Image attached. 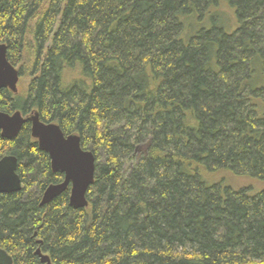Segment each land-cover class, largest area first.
Wrapping results in <instances>:
<instances>
[{
	"label": "trees",
	"instance_id": "trees-1",
	"mask_svg": "<svg viewBox=\"0 0 264 264\" xmlns=\"http://www.w3.org/2000/svg\"><path fill=\"white\" fill-rule=\"evenodd\" d=\"M0 44L29 77L0 112L95 158L86 208L69 188L40 206L63 175L29 121L0 137L22 183L0 195L13 264H264V187L231 184H264V0H0Z\"/></svg>",
	"mask_w": 264,
	"mask_h": 264
},
{
	"label": "water",
	"instance_id": "water-1",
	"mask_svg": "<svg viewBox=\"0 0 264 264\" xmlns=\"http://www.w3.org/2000/svg\"><path fill=\"white\" fill-rule=\"evenodd\" d=\"M6 50V45L0 44V90L17 94L19 72L8 62ZM26 121L30 122L31 137L36 140L39 149L49 156L51 171L63 175L61 183L50 185L43 192L40 206L48 205L69 188V206L74 210L86 208V195L95 176L94 155L81 148L79 136H65L57 124L43 123L36 111L26 117L20 111L13 114L0 112V137L13 140ZM17 167L18 161L14 156H5L0 160V195L21 191ZM35 255L40 264H52L49 256L39 248ZM0 264H13L12 258L1 248Z\"/></svg>",
	"mask_w": 264,
	"mask_h": 264
},
{
	"label": "rangeland",
	"instance_id": "rangeland-1",
	"mask_svg": "<svg viewBox=\"0 0 264 264\" xmlns=\"http://www.w3.org/2000/svg\"><path fill=\"white\" fill-rule=\"evenodd\" d=\"M29 82V77L26 76L25 78L19 80V84H18V91L21 89V88H24L27 83ZM256 181H252V180H249V179H234L231 184L234 188H240V187H243V186H246V185H249L251 187L254 188V191L256 190V192H259L263 187H264V184L260 183H255ZM261 185V188L259 189Z\"/></svg>",
	"mask_w": 264,
	"mask_h": 264
}]
</instances>
